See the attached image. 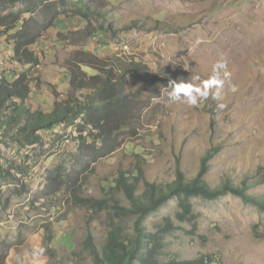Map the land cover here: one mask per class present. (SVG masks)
<instances>
[{"label": "rangeland", "instance_id": "1", "mask_svg": "<svg viewBox=\"0 0 264 264\" xmlns=\"http://www.w3.org/2000/svg\"><path fill=\"white\" fill-rule=\"evenodd\" d=\"M63 11L70 7L37 14L47 29L32 46L42 54L41 65L32 71L39 85L36 80L28 107L49 110L57 96H67L68 77L55 64V53L63 57L89 49L119 61L136 58L149 67L151 82L139 93L138 131L87 165L83 195L102 197L121 171L136 175L141 169L149 181L168 182L181 169L193 178L207 149L217 147L208 182L217 184L225 173L236 182L245 177L249 192L264 198V0H111L108 20L95 24L105 27L104 34L93 35L92 26ZM10 55L7 36L0 35V69L19 67L6 62ZM220 59L227 61L230 77L218 100L209 97L195 107L169 100L170 82L199 85ZM46 139L43 147L0 143V264H93L82 242L90 233L101 248L111 213H94L66 189L52 193L46 187L49 170L79 169L83 162L77 165L73 138L60 145ZM9 160L25 163L21 181L4 174ZM190 202L187 220L177 217V198L146 218L154 228L172 224L165 234L167 254L191 259L218 253L221 264H264V210L231 193ZM41 247L43 255L31 254Z\"/></svg>", "mask_w": 264, "mask_h": 264}, {"label": "trees", "instance_id": "2", "mask_svg": "<svg viewBox=\"0 0 264 264\" xmlns=\"http://www.w3.org/2000/svg\"><path fill=\"white\" fill-rule=\"evenodd\" d=\"M110 1L0 0V35L7 36L11 46L6 62L19 66L13 70L0 69V143L23 148L43 147L47 135L51 137L49 142L55 145L70 137L76 141L75 160L77 165L83 161L82 167L58 166L49 170L46 187L52 193L66 189L76 203L94 213H111L101 248L90 233L82 242L93 264H221L218 253H202L191 259L167 254L165 234L172 230V224L154 228L146 223L147 217L173 198L179 200L181 210L177 217L180 221L189 218L192 197L216 199L231 193L264 210V198L249 192L251 185L245 177L236 182L225 173L217 184L208 182L209 161L218 152L217 147L207 149L200 170L193 178H187L181 169H177L176 178L168 182L149 181L141 169L136 175L121 171L115 185L109 186L102 197L82 194L87 165L114 152L128 133L134 135L139 129L136 117L139 93L151 84L145 62L136 58L130 61L104 58L89 49L75 50L63 57L55 53V64L61 66L68 77L67 96L58 99L56 95L49 110H33L25 104L36 80V86L39 85V78L32 72L41 65L42 54L32 46L38 43L46 28L41 23L44 21L37 18L39 11L69 6L70 11L63 14L78 17L86 23V28L92 26L89 35L104 34L105 27H95V24L100 19L108 20ZM25 14L29 15L25 17ZM73 127L76 135L69 132ZM2 170L13 181H21L19 174L27 173L25 163L16 160L6 161ZM119 193L124 195V202Z\"/></svg>", "mask_w": 264, "mask_h": 264}, {"label": "clouds", "instance_id": "3", "mask_svg": "<svg viewBox=\"0 0 264 264\" xmlns=\"http://www.w3.org/2000/svg\"><path fill=\"white\" fill-rule=\"evenodd\" d=\"M230 77V72L228 70V63L224 59L218 60L212 66V75L207 79L202 81L199 85L193 86L188 83L170 82L168 92V98L172 102L182 101L187 103L191 107L198 106L202 101H206L211 97L213 100H218L220 98L221 89L225 80ZM232 91H236V87H232ZM223 108L224 105H218ZM46 249L41 247L38 250H34L31 254L33 256H41L45 253Z\"/></svg>", "mask_w": 264, "mask_h": 264}]
</instances>
